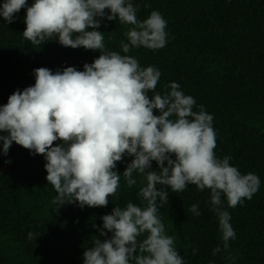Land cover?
Wrapping results in <instances>:
<instances>
[{"label": "clouds", "instance_id": "1", "mask_svg": "<svg viewBox=\"0 0 264 264\" xmlns=\"http://www.w3.org/2000/svg\"><path fill=\"white\" fill-rule=\"evenodd\" d=\"M21 8H26L23 37L32 45L56 38L62 46L99 50L100 55L82 71L73 66L33 70L34 85L15 90L0 106V132L7 133L0 135L3 153L15 142L44 156L56 208L74 202L81 208L107 206L120 187L116 165L125 156L132 157L122 172L127 186L137 183L134 172L146 180L138 192L145 206L115 205L101 217L102 226L93 225L105 239L96 236L85 248L83 264H185L175 237L166 233L157 201L168 204L169 189L180 193L189 185L210 190L222 247L228 250L236 233L224 199L229 208L251 199L259 190L258 175L242 174L230 156L217 157L213 116L179 83L157 92L159 69L141 67L135 57L109 50L103 32L96 30L97 17L118 20L131 26L125 33L128 42L120 45L124 53L140 47L158 50L168 39L162 14L153 10L140 20L132 0H34L30 6L27 0H4L0 16L11 23ZM189 211L201 214L198 204ZM35 237L28 234L29 240ZM221 251L218 245L213 255Z\"/></svg>", "mask_w": 264, "mask_h": 264}, {"label": "trees", "instance_id": "2", "mask_svg": "<svg viewBox=\"0 0 264 264\" xmlns=\"http://www.w3.org/2000/svg\"><path fill=\"white\" fill-rule=\"evenodd\" d=\"M33 2L27 0V6ZM132 3L139 6L140 20L153 10L162 14L167 21L165 47L133 48L124 53L120 45L128 42L125 33L131 26L97 17L101 23L96 30L103 32L106 47L135 57L141 67L158 68L157 92L167 91L165 85L172 81L179 83L186 95L213 116L217 157L230 156V164L242 174L251 172L260 179L259 190L235 208H229L224 199L223 207L230 213L236 233L228 250L222 247L210 190L199 191L195 185L180 193L169 189L168 204L157 201L166 233L175 237L185 264H264V0ZM25 14L26 8H21L11 23L0 16V49L8 51L0 58V106L15 90L34 85L35 68L55 72L73 66L82 71L85 63L100 55L99 50L62 46L56 38L32 45L22 33ZM2 144L0 141V264H83L85 248L92 246L96 236L105 239L93 227L102 226L103 215L110 214L115 205L146 204L138 195L146 184L144 177L134 172L137 183L131 187L123 178L131 156L117 162L120 187L107 206L81 208L74 202L56 208L53 199L57 193L46 180L44 156L15 142L4 154ZM151 166L156 169V162ZM192 204H198L199 216L189 211ZM29 233L35 239L29 240ZM218 245L222 251L213 255ZM229 255L235 259L230 261Z\"/></svg>", "mask_w": 264, "mask_h": 264}, {"label": "rangeland", "instance_id": "3", "mask_svg": "<svg viewBox=\"0 0 264 264\" xmlns=\"http://www.w3.org/2000/svg\"><path fill=\"white\" fill-rule=\"evenodd\" d=\"M7 54H8V51H6L4 49H0V58H1V56L7 55Z\"/></svg>", "mask_w": 264, "mask_h": 264}]
</instances>
